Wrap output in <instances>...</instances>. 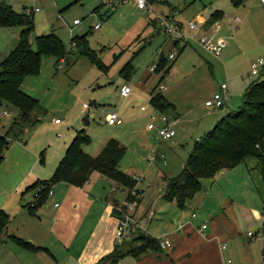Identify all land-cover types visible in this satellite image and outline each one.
Instances as JSON below:
<instances>
[{
    "label": "rangeland",
    "instance_id": "1",
    "mask_svg": "<svg viewBox=\"0 0 264 264\" xmlns=\"http://www.w3.org/2000/svg\"><path fill=\"white\" fill-rule=\"evenodd\" d=\"M0 1L14 12L23 11L20 0ZM114 2V6L105 0L32 2L39 10L32 15L30 40L35 35L53 30L69 53L65 63L58 62L55 66L53 56L42 55L38 73L23 77L22 90L38 99L39 104L21 120L19 130L14 131L7 126L10 118L16 117L17 108L1 100L0 134H4L6 146L0 159V207L7 211L6 204L14 203L15 193L5 197L7 191L4 190L17 178L24 175L28 180L49 177L67 142L78 128L83 127L89 139L82 142V148L90 154L98 152L110 136L125 145L120 166L137 177L132 190L143 193L138 209L136 207L137 213L141 209L151 211L143 222L145 231L156 237L162 236L180 215H185L181 219L185 222L192 212L196 217L190 220L193 225H198L202 220L207 221L215 211L220 212L221 204L226 202L223 199L229 194L233 204L226 202L224 210H235L242 234L252 231V227L243 224L244 219L248 218V222H256L258 226L252 238L247 239L245 234L242 237L254 244V262L260 264L264 240V173L256 163L252 165L249 162L248 159L256 162L255 156L245 158L233 168H223L211 178H203L201 187L183 208L173 200L165 199L162 193L165 178L181 171L194 140L222 114L240 105L246 86L255 77L249 75V70L252 62L264 56V20L255 12L250 19L244 13L253 9L255 4L262 3L243 0L240 5L233 6L230 0H146L147 9H138L133 0ZM213 10L222 12L218 26H205L198 34L206 33L214 40L225 41L218 55L200 46L195 37H174L165 30L166 24H171L179 29L182 27L185 35H191L193 32L186 24L196 20L198 14L208 17ZM236 17L241 22L236 21ZM74 19L79 23L72 24ZM95 24L98 26L94 27ZM18 30V26L0 27V59L14 44ZM81 35L104 68L78 53L79 47L72 44L71 38L75 37L77 41L76 37ZM169 53H174V58H168ZM160 58L163 65L160 61L162 66L150 71V66L158 63ZM125 63L132 66L128 77L121 74ZM221 83L228 86L223 104H204V100L211 98ZM122 85L131 89L124 98L118 94ZM159 85L164 88L160 89ZM152 88L159 90L173 105L163 110L177 118L175 133L171 137L161 138L156 129L146 127L152 119L158 124L160 122L154 114L151 115L153 107L149 103V92ZM141 104L146 108L140 109ZM112 111H116L121 122H106L105 114ZM37 185L30 199L34 204L38 198L35 190L40 191V183ZM84 186L87 190L91 188L104 193L112 190V204L116 196L120 197L121 192L126 193L128 189L96 170L91 171ZM114 186L116 189L113 190ZM74 189L69 186L68 192L63 194L64 191L59 192L57 188L51 201L59 203L60 196L78 195L80 192ZM68 205L67 211L70 212L74 207L71 203ZM247 206L254 208L255 217L250 216L253 211ZM234 237L222 241L226 247L220 253V259L225 262L230 259L231 264L238 259L241 247V237ZM4 241L12 244L8 240H0V243ZM258 255L259 260L256 259ZM128 257L122 262L135 261V257Z\"/></svg>",
    "mask_w": 264,
    "mask_h": 264
},
{
    "label": "trees",
    "instance_id": "2",
    "mask_svg": "<svg viewBox=\"0 0 264 264\" xmlns=\"http://www.w3.org/2000/svg\"><path fill=\"white\" fill-rule=\"evenodd\" d=\"M230 2L233 6H238L241 0H230ZM221 17L222 12L220 10H213L208 15L204 25H210ZM32 21V14H25L22 11L14 12L10 6L0 1V27H19L15 43L0 59V101L4 100L17 108V115L11 119L9 125V129L14 131L19 130L21 120L39 104L38 99L22 90L20 84L23 77L38 73L42 55L53 56L55 66L58 62L65 63L69 53L60 37L53 30L35 35L31 41ZM74 38L72 37L71 41H74L75 45L79 47L78 53L88 56L99 67L104 68V65L87 47L84 35L76 37L77 41ZM160 61L163 65V60L160 58L152 71L158 67ZM128 66L129 63H125L121 69V74L125 77L132 73V66ZM149 103L152 107L160 110H166L168 106H173L159 90L154 88L149 92ZM88 139L89 136L83 127L78 128L65 146L64 153L55 164L50 176L36 178L32 183L24 186V190L32 188L34 192L33 188L40 183V191L35 190V193H38L36 203L34 204L33 201L25 203L28 210L32 211L34 206L43 202L53 183L63 181L82 185L89 178L92 170L98 171L129 190L134 188L136 178L121 168L119 163L125 151V145L116 137L110 136L104 141L98 152L90 154L82 148V142ZM5 146V136L0 134V159L2 149ZM263 155L264 63L246 86L240 105L222 114L210 128L194 140L181 171L165 178L162 196L165 199L173 200L179 208H183L186 201L201 187L203 178H211L221 169L244 161L247 156H255L257 165L263 172ZM140 192V190L134 189V192L129 194L132 197ZM114 204L111 207V212L116 214ZM6 219V213L0 209V231ZM13 237L14 240L32 248L41 247L25 239ZM159 248V239L156 236L135 228L132 235L116 241L112 249L102 255L95 264H117V260L125 254L137 256Z\"/></svg>",
    "mask_w": 264,
    "mask_h": 264
},
{
    "label": "crops",
    "instance_id": "3",
    "mask_svg": "<svg viewBox=\"0 0 264 264\" xmlns=\"http://www.w3.org/2000/svg\"><path fill=\"white\" fill-rule=\"evenodd\" d=\"M20 1L24 5L25 2ZM242 2L243 0H241ZM259 2L262 3L261 0ZM263 6V3L255 4V7L251 9L252 11L245 10L244 15L250 19L251 14L255 12V14H258L264 20ZM196 19L206 20L207 17L205 18L202 14H198ZM218 21L210 25H204V21L201 24V28L203 29L205 26L212 25L218 26ZM119 96L122 98L127 97ZM139 100L141 102L143 101L141 98ZM15 113L17 115V111ZM12 118H10L7 126L10 125ZM119 119V121L113 123L121 122L120 117ZM153 129L155 128L151 130ZM250 157L254 156L246 158ZM254 158L256 162L254 159L248 160L252 165L256 163L257 166V158ZM229 168H233V166ZM36 178L33 177L28 180L24 175L14 180L4 190L7 191L5 192V197L9 193H15V197L13 204H6L7 211L0 207L7 215L5 224L0 231V240L12 242V244L6 241L0 243V264H38V262L39 264H95L102 255L112 249L116 242L114 233L117 217L111 212V196L114 194L113 191L111 190V193L110 191L104 193L103 191L101 192L91 188L87 190L84 184H86L88 179L82 185L57 181L53 183L50 192L45 196L43 202L34 206L33 210L30 211L25 203L30 202L33 191L24 190V186L32 183ZM69 186H72L75 188L74 190H77L76 192L80 193L78 195L72 194L70 197L65 195L64 198L60 196L61 201L59 203L51 201L52 195L57 188H59V192L64 191L63 194H65L68 192ZM114 189H116V186H114ZM142 195L143 193L141 192L139 200L137 201V209ZM226 195L223 201L226 200L229 205L233 204V199L228 197L229 194ZM115 198L118 197L116 196ZM226 202L221 204L222 209H220V212L215 211L207 221H201L206 223L204 228L201 229L199 224H192L190 219L196 217L194 212V215L190 213V219L188 218L185 222L181 221L185 215H180L177 219L178 221H174L171 228L166 230V234L157 236L158 239H166L169 242L168 244L137 256L125 254L117 260V264H125L122 261L125 262L127 258H130L128 256L135 257V261H129L131 263L126 264H225V261L220 259V253L222 252L221 249H224L226 246L221 247V244L224 239H230L233 236H236L234 238L241 237L239 241L242 247H239V257L234 263L255 264V258L252 255V247H254V244L245 241L246 238L244 239L242 237L244 234L246 236L248 235L247 233L242 234V226L235 210L228 209V212L224 210ZM70 203L74 209L68 212L67 208ZM247 208L253 211L250 216L255 217L256 213L254 212V208L248 206ZM146 210L141 209L138 214H151L150 209L147 212ZM242 222L244 225L252 227L253 232L258 231V226L255 225L256 222H248V218ZM12 235L30 241L35 245H40L41 247L32 248L22 244L14 240ZM261 245H264V240ZM256 259L259 260V255Z\"/></svg>",
    "mask_w": 264,
    "mask_h": 264
},
{
    "label": "built area",
    "instance_id": "4",
    "mask_svg": "<svg viewBox=\"0 0 264 264\" xmlns=\"http://www.w3.org/2000/svg\"><path fill=\"white\" fill-rule=\"evenodd\" d=\"M24 3L23 5V11L25 14H32L35 11L39 10L38 6H34L32 2L35 0H22ZM105 2H108L110 5L114 6L115 2L114 0H105ZM261 2L264 5V0H261ZM133 4L138 8V9H147L146 5V0H133ZM236 21L239 20L238 17L235 18ZM73 24H78L79 20L74 19L72 21ZM203 23V20H193L190 21L186 24V27L188 28L189 31H192L191 35H185L181 28L179 29L176 25H171V24H166L165 30L170 33L175 35L174 37H186L187 38H192L195 37L197 39V42L200 46H202L204 49L212 52L215 55H218L219 52L221 51L222 47L224 46L225 42L222 39H216L214 40L211 35H207L206 33H201L198 34V31L201 30V24ZM98 25L95 24L94 27H97ZM72 44L74 45L75 42L71 41ZM168 58H174V53H169ZM264 63V56L258 58L256 62H252L250 64V72L249 75H255L259 69V67ZM156 64H152L149 68L150 71H152L155 68ZM160 89H163L164 86L159 85ZM131 89L127 85H122L118 88V93L121 96H127L130 93ZM228 94V86L226 83H221L219 85V89L213 93L212 97L209 99H205L204 103L206 105H217L220 106L224 102L225 96ZM83 105H85L83 103ZM140 108H145L143 104L140 105ZM2 112L7 113L6 111L2 110ZM154 114V116L157 117V119L160 121V124H156L155 120L152 119L147 122L146 127L148 129L155 128L158 135L161 138H167L170 137L174 134L175 129H174V122L176 118L174 116H169L167 115L163 110H160L156 107H153V111L151 112V115ZM105 119L108 123H113L119 121L118 114L116 111L108 112L105 115ZM55 121L58 119L55 118ZM264 156V155H263ZM136 180L137 177L133 175ZM131 191V192H130ZM50 192V190H49ZM134 191L128 190L127 192L124 193L122 191V195L117 198L116 203L114 204V207L117 211L115 214L117 217V222L115 226V241H120L124 238H128L132 233L135 231V228H138L140 230H144L143 228V222L146 221L147 219V214H138L137 213V195L139 193L134 194L132 197H130L129 193H133ZM137 198V199H136ZM113 205V204H112ZM194 215V213H191ZM206 225L205 222H201L199 224V227L202 229ZM134 229V231H131ZM247 235L249 238L253 237V231L248 230ZM169 242L166 239H159V245L160 247H164L166 244ZM224 243L221 244V247H224ZM225 264H230V259H227ZM260 264H264V245L261 248V258H260Z\"/></svg>",
    "mask_w": 264,
    "mask_h": 264
},
{
    "label": "water",
    "instance_id": "5",
    "mask_svg": "<svg viewBox=\"0 0 264 264\" xmlns=\"http://www.w3.org/2000/svg\"><path fill=\"white\" fill-rule=\"evenodd\" d=\"M184 166V165H183Z\"/></svg>",
    "mask_w": 264,
    "mask_h": 264
}]
</instances>
